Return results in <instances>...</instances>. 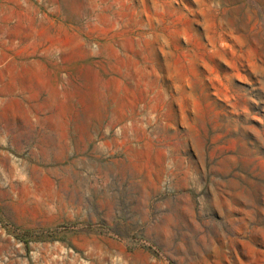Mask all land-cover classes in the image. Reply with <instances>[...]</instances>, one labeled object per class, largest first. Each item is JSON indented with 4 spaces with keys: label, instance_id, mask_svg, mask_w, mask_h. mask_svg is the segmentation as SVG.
Returning <instances> with one entry per match:
<instances>
[{
    "label": "rangeland",
    "instance_id": "rangeland-1",
    "mask_svg": "<svg viewBox=\"0 0 264 264\" xmlns=\"http://www.w3.org/2000/svg\"><path fill=\"white\" fill-rule=\"evenodd\" d=\"M0 264H264V0H0Z\"/></svg>",
    "mask_w": 264,
    "mask_h": 264
}]
</instances>
